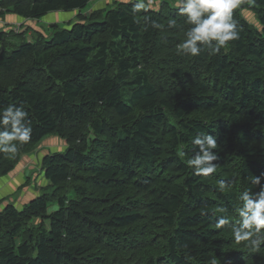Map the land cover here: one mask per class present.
Segmentation results:
<instances>
[{
  "label": "trees",
  "instance_id": "obj_1",
  "mask_svg": "<svg viewBox=\"0 0 264 264\" xmlns=\"http://www.w3.org/2000/svg\"><path fill=\"white\" fill-rule=\"evenodd\" d=\"M91 1L0 0V16ZM158 4L115 2L31 42L0 33V109L22 107L32 129L0 152V179L43 140L66 144L41 161L51 191L0 211V264H264V239L234 237L242 194L264 190V0H237L239 39L195 57L177 1ZM197 134L217 142L208 176L187 163Z\"/></svg>",
  "mask_w": 264,
  "mask_h": 264
},
{
  "label": "clouds",
  "instance_id": "obj_2",
  "mask_svg": "<svg viewBox=\"0 0 264 264\" xmlns=\"http://www.w3.org/2000/svg\"><path fill=\"white\" fill-rule=\"evenodd\" d=\"M237 0H178L179 14L186 18L191 26L186 38L180 45L182 51L193 57L198 56L204 48L219 51L228 46L230 41L239 39L232 10ZM139 7V5H137ZM175 21L169 23L174 27ZM28 113L15 104L0 109V152L15 153L16 145L27 143L32 136V129L25 126ZM193 144L198 146V152L187 163L194 170L195 175L208 176L216 171L218 160L215 152L217 142L212 135L197 134ZM253 184H259L260 178L253 177ZM224 187V184H221ZM242 207L239 209L240 224L234 228V237L237 241H249L258 248L264 239V190L255 195L245 192L242 194ZM227 217H220L217 226L229 224Z\"/></svg>",
  "mask_w": 264,
  "mask_h": 264
},
{
  "label": "rangeland",
  "instance_id": "obj_3",
  "mask_svg": "<svg viewBox=\"0 0 264 264\" xmlns=\"http://www.w3.org/2000/svg\"><path fill=\"white\" fill-rule=\"evenodd\" d=\"M119 1L128 2L131 0H92L88 7L81 12H58L49 15V17L47 16L45 19L43 18L42 21L40 20L41 22L33 21L31 23L21 21L11 24V26H8L7 22H11L16 17L6 14L0 16V19L4 22L2 26L4 30H1L2 32L0 33L7 35V40H11L15 44H20L25 38L27 41H33L41 36L50 37L53 33L54 26L59 29H69L75 23L81 22L82 18L90 17L95 11L110 8L115 2ZM136 1L142 3V5L148 4V7L151 8L159 5L158 2L162 0ZM249 18L252 24L256 23L253 16ZM20 30L22 34H19ZM47 139L43 140L33 153L23 156L20 164L12 173L0 179V211L9 203H13L18 208H21L25 203L39 196L47 189L48 183L43 176L41 161L47 154L65 150L66 145L65 141L58 137ZM50 191L51 189H48L45 192Z\"/></svg>",
  "mask_w": 264,
  "mask_h": 264
},
{
  "label": "crops",
  "instance_id": "obj_4",
  "mask_svg": "<svg viewBox=\"0 0 264 264\" xmlns=\"http://www.w3.org/2000/svg\"><path fill=\"white\" fill-rule=\"evenodd\" d=\"M56 13H58V12H56ZM52 14H55V13H52ZM52 14H50V15H52ZM16 17V16H15ZM47 17V16H46ZM45 17V18H46ZM48 17H49V15H48ZM44 18V19H45ZM43 19H41V21H42ZM0 21H2L1 19H0ZM21 21H28V22H33V21H38V22H41L40 20H24V19H20V18H18V17H16L14 20H12L11 22H7L8 23V26L10 25L11 26V24H15V23H19V22H21ZM30 23V24H31ZM3 24H4V22L2 21V22H0V32H2L1 30H4V28L2 27L3 26ZM11 29H13V28H11ZM19 34H22V31L19 33ZM0 50H1V47H0Z\"/></svg>",
  "mask_w": 264,
  "mask_h": 264
},
{
  "label": "built area",
  "instance_id": "obj_5",
  "mask_svg": "<svg viewBox=\"0 0 264 264\" xmlns=\"http://www.w3.org/2000/svg\"><path fill=\"white\" fill-rule=\"evenodd\" d=\"M163 1V0H162ZM175 1H177L178 2V0H175ZM19 32H21V30L19 31ZM29 42H31L32 40H28Z\"/></svg>",
  "mask_w": 264,
  "mask_h": 264
}]
</instances>
